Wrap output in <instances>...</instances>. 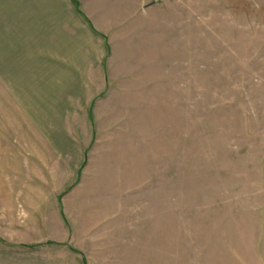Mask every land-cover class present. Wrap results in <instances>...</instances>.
<instances>
[{
  "label": "rangeland",
  "instance_id": "rangeland-1",
  "mask_svg": "<svg viewBox=\"0 0 264 264\" xmlns=\"http://www.w3.org/2000/svg\"><path fill=\"white\" fill-rule=\"evenodd\" d=\"M0 264H264V0H0Z\"/></svg>",
  "mask_w": 264,
  "mask_h": 264
}]
</instances>
